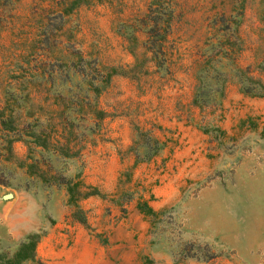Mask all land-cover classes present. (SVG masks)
I'll return each instance as SVG.
<instances>
[{
  "label": "rangeland",
  "instance_id": "rangeland-1",
  "mask_svg": "<svg viewBox=\"0 0 264 264\" xmlns=\"http://www.w3.org/2000/svg\"><path fill=\"white\" fill-rule=\"evenodd\" d=\"M71 1L0 0V104L9 96L36 129L26 113L56 124L52 95L69 89L84 138L55 165L88 185L84 218L71 216L63 185L24 186L14 161L26 146L13 141L0 254L36 233L21 264H264V94L244 93L236 69L264 85V0H76L57 14ZM75 69L100 85L96 124L76 111L82 85L57 78ZM246 116L255 128L237 126Z\"/></svg>",
  "mask_w": 264,
  "mask_h": 264
},
{
  "label": "trees",
  "instance_id": "trees-1",
  "mask_svg": "<svg viewBox=\"0 0 264 264\" xmlns=\"http://www.w3.org/2000/svg\"><path fill=\"white\" fill-rule=\"evenodd\" d=\"M76 4V0L71 1L67 5H62L58 9L57 14L67 13ZM151 10V9H150ZM153 11V10H152ZM149 14V13H148ZM148 20H152V25L148 27L150 34L154 31L157 22L151 17ZM166 21V20H165ZM43 67H41L42 69ZM238 74L240 75L242 85L240 89L244 93L253 95H263L264 85L258 77L249 74L250 69L248 66L244 68L236 67ZM77 77L71 80L69 71H66L65 76L59 74L58 79L65 82L66 76L71 82L82 85L79 89L82 91L74 94V100L76 104V111L80 112L85 110L89 112L94 124L97 123L96 119H100L103 111L94 108V94L100 89L98 83H92L91 79L86 78V73L81 69H75L73 72ZM199 81L196 79V89L192 96V103L198 106H202L203 98L199 94ZM69 89L57 90L52 95L56 104H60L57 108L56 124L50 123L49 120L45 124H39L37 116H32V113L27 112V116H31L33 123L38 124V128L34 129V124L30 121H24L20 111H13L10 108V98L5 97L0 104V183H2V174L8 169L7 162L13 157L12 142L16 140L22 141L26 146V152L21 158H15L14 167L27 178L24 181V186H28V180L36 181L45 185H63L66 191V202L72 206L71 216L78 220H83L81 209L79 208L77 201L81 197L85 196L88 192L82 188L88 187L80 180L79 175L75 174L71 178H67L59 173L56 168L55 161L59 158L73 157L77 155L82 147V139L84 135L79 134L72 124V120L68 116L67 100L69 99ZM93 95V96H92ZM66 101V102H65ZM257 116H246L239 119L237 126H242L244 122L248 121L249 128H255L257 126L254 119ZM37 124L35 126H37ZM262 132L264 125L261 127ZM156 141V140H154ZM136 208L144 213L151 211L150 206L143 200L136 202ZM38 239V234L30 233L22 239L14 250L6 255L0 254V264H21L24 260H30L34 258V247Z\"/></svg>",
  "mask_w": 264,
  "mask_h": 264
}]
</instances>
